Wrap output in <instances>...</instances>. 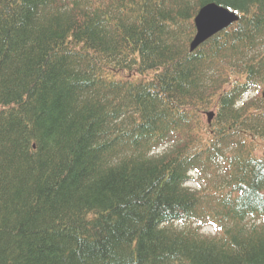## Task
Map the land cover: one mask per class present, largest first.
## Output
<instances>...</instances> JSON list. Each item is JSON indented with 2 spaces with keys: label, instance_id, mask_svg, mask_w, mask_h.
Returning a JSON list of instances; mask_svg holds the SVG:
<instances>
[{
  "label": "trees",
  "instance_id": "trees-1",
  "mask_svg": "<svg viewBox=\"0 0 264 264\" xmlns=\"http://www.w3.org/2000/svg\"><path fill=\"white\" fill-rule=\"evenodd\" d=\"M263 90L264 0H0V264H264Z\"/></svg>",
  "mask_w": 264,
  "mask_h": 264
},
{
  "label": "water",
  "instance_id": "water-1",
  "mask_svg": "<svg viewBox=\"0 0 264 264\" xmlns=\"http://www.w3.org/2000/svg\"><path fill=\"white\" fill-rule=\"evenodd\" d=\"M236 19L235 13L223 7L213 3L205 5L195 16L196 34L190 42V49Z\"/></svg>",
  "mask_w": 264,
  "mask_h": 264
},
{
  "label": "bare ground",
  "instance_id": "bare-ground-1",
  "mask_svg": "<svg viewBox=\"0 0 264 264\" xmlns=\"http://www.w3.org/2000/svg\"><path fill=\"white\" fill-rule=\"evenodd\" d=\"M53 96V95H52ZM22 122V121H21ZM46 127V126H45ZM46 137V136H45ZM26 142V141H25ZM17 143V142H16ZM28 145V144H27ZM60 153V152H59ZM26 160V159H25ZM54 169V168H53ZM38 175V174H37ZM48 175V174H47ZM48 178V177H47Z\"/></svg>",
  "mask_w": 264,
  "mask_h": 264
},
{
  "label": "rangeland",
  "instance_id": "rangeland-1",
  "mask_svg": "<svg viewBox=\"0 0 264 264\" xmlns=\"http://www.w3.org/2000/svg\"><path fill=\"white\" fill-rule=\"evenodd\" d=\"M195 183L198 184L199 183V180L197 182L195 181Z\"/></svg>",
  "mask_w": 264,
  "mask_h": 264
}]
</instances>
